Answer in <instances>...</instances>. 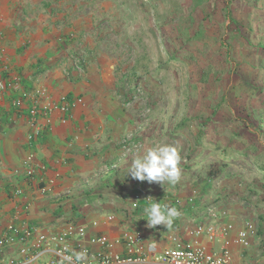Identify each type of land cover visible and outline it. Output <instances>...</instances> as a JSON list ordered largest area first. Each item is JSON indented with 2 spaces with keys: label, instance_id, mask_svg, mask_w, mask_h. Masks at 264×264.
Wrapping results in <instances>:
<instances>
[{
  "label": "crops",
  "instance_id": "crops-1",
  "mask_svg": "<svg viewBox=\"0 0 264 264\" xmlns=\"http://www.w3.org/2000/svg\"><path fill=\"white\" fill-rule=\"evenodd\" d=\"M61 2L57 4L63 6L60 12H51L49 7L43 13L42 9L21 18V27L12 11L0 16V75L6 82L0 90V236L10 224L19 229L41 226L44 231L57 232L71 222L84 226L87 235L111 239L119 237L125 227L139 228L147 239L165 247L167 241L152 231L148 222L135 224L129 218L133 207L121 195L140 184L126 174L132 159L149 148L173 144L146 138H141L136 149L119 144L121 135L134 122L130 112L116 104L114 64L100 54L99 42L90 38L92 33H100L91 27L92 15ZM96 3L98 14H108L106 0ZM75 59L81 60L80 70L74 68ZM36 87L45 90L40 103L50 105V111L46 117L38 115L32 120L31 100L24 98L20 106L13 101ZM62 96L75 101L74 106L63 111ZM77 98L81 102H76ZM34 121L39 132L30 138ZM29 155H33L34 170L26 175L23 163ZM216 207L226 210L228 215L222 221H229L233 228L212 242L201 237L206 249L218 252L226 246L234 263L264 264L261 239L256 235L249 247L238 246L234 242L238 230L234 208ZM110 214L114 219L107 221ZM71 245L74 249L73 241ZM16 247L5 253L6 258L16 260L15 264H48L56 256L52 248L23 256ZM116 251L122 253L120 247Z\"/></svg>",
  "mask_w": 264,
  "mask_h": 264
},
{
  "label": "rangeland",
  "instance_id": "rangeland-1",
  "mask_svg": "<svg viewBox=\"0 0 264 264\" xmlns=\"http://www.w3.org/2000/svg\"><path fill=\"white\" fill-rule=\"evenodd\" d=\"M65 1L75 8L74 11L78 9L82 10L84 15L87 13H89V16L92 14L96 16L99 15L94 11L97 6L86 3L82 6V0ZM102 1L105 2V0ZM121 1L122 0H106V3H104L106 8L105 11L108 10V13H115L116 15L117 10L118 12H122L123 7L121 6ZM143 1L148 2L149 0ZM180 1L187 4L189 0ZM60 2L61 0H0V16L3 18L6 16L7 12L12 11L13 17L15 16V23L18 27H21V18H28L29 15L40 12L42 9L44 10L43 13H47V9L51 7L49 6L51 4L52 8H59V11L63 10L62 5L57 6ZM211 4H215L216 8H218L219 5L222 4V0H210L209 3L206 4V9L209 10L210 6H212ZM236 6L238 7L237 11L233 12V14L241 21L243 20L241 17L243 12L242 6L239 3H237ZM158 10H160V8H158ZM74 11H72V13H74ZM135 11L136 19L140 22V26L143 27L140 28L138 32H135L136 30L134 31L132 27H128L129 25L126 19L121 20L120 23H116L115 19H113L112 22L108 24L106 21L107 19H103V21H96L100 24H98L99 27H101L100 37L98 36L99 34L94 33H92L93 36L90 37L93 42L100 38V54L108 60H112L114 64L113 72L117 80V94L115 95L116 104L125 109L126 112H130L132 121L134 122L129 126L130 129L119 138L121 141V143H119L120 145L124 144L127 149H133L139 147H137L136 144L141 142V138H146L148 140L154 139L157 141L159 134L156 135L154 129L165 127L167 130L172 131L174 125H177L180 120L184 118L197 114L208 115L210 114V109L214 108L213 106L220 105V100L224 97L223 95H225L227 102L234 106L235 110L241 105L246 106L250 103V99L248 95H246V84H252L254 80L257 79V75L247 63H253V57L242 44L233 41L231 57H236L238 61H240V66L236 68V72L231 76L234 64H226L224 62V52L220 53V57L214 56V51L216 50L214 34L217 19H213L212 23L207 22L206 28L202 32L200 31L198 36H195V25L189 27L186 25V21L181 22L176 28L168 32V29L165 28L161 30H158V28L156 29L154 27L155 23L151 19L150 23L153 25V29L150 30V28L146 26L144 20H141L144 17L143 11H140L138 8ZM193 11L192 19H194V23H196L201 16L202 10L196 7ZM79 14L81 13L79 12ZM211 19L212 16L210 20ZM80 20L81 22H85L83 19ZM220 21L224 24L228 22L226 18H221ZM117 24L121 25L116 26ZM142 31L147 32L146 35L142 37L143 45L137 42L131 44L128 42L129 36L131 37L134 33L140 34ZM235 34H240V31L235 30ZM228 38L230 39L231 36L229 35ZM186 40L190 41L189 44ZM204 40L212 50L207 47L205 49L202 48L205 52V56L200 59L201 55H199L198 49L201 47ZM177 51L181 54L179 53L176 60H170L169 56ZM186 52H192V58L188 57V55L185 56L184 54ZM143 54H145L146 57L143 59L139 58ZM82 55L83 53H81V56ZM137 58H139V64H144L145 68L148 69V73L142 74L140 70H138V72H140L138 82L132 80L123 83L121 81L123 80L122 76L127 73V68L129 66H133L134 60H137ZM204 63L210 64V68L217 66L215 70H218V75L212 73V69L208 68L209 66H205ZM204 72L206 73V79L203 81L201 80V74L204 75ZM128 91L132 93L133 99L124 104L123 94L128 93ZM232 94H235V96L232 97ZM227 108L228 107H225V105H222L220 109L221 112L218 113L220 118L221 116H223V118L227 116ZM185 133H178L175 134V136L173 134V136L170 137L171 140L166 139L165 136H161L160 139L168 140L176 147L179 146V148L186 144V148L190 141L187 139ZM184 153L186 154L188 151H184ZM239 165L241 164L236 161V164L231 165L226 170V175L230 173V176L225 177V175H222L213 182L212 190L209 191L203 200L202 206L204 207L207 202L215 206L222 205L223 207L228 206V208L231 206V209H229L232 211L233 207L235 210L232 212V215H235L234 218L235 221H237L236 224L238 228L245 220H249L255 225L257 232L259 226L264 228V201L260 200L259 194L255 196L248 192H243L244 189H246V185L252 181L251 178L253 173H250L242 167H237ZM246 165L252 166L248 163ZM235 175L244 179V183L241 186L236 187L235 182L239 180V177ZM149 184L148 189L143 190L144 192L149 190V193L154 194L159 190V186L156 187L157 184ZM164 185L167 187L165 190L171 189L167 186V183ZM176 185L179 187L178 190L181 193L187 192L186 190L188 188L182 187L180 184ZM254 185L263 195L264 189L262 190V188H259L260 184L257 183ZM150 186L151 188H149ZM221 191H224L227 196L215 199L217 195H221ZM235 192H237V194ZM227 197L229 199H226ZM128 200H130V196ZM182 228L183 227H181L180 230L171 229L170 231L181 233ZM154 231L160 236L167 233L163 232L161 229H155Z\"/></svg>",
  "mask_w": 264,
  "mask_h": 264
},
{
  "label": "trees",
  "instance_id": "trees-1",
  "mask_svg": "<svg viewBox=\"0 0 264 264\" xmlns=\"http://www.w3.org/2000/svg\"><path fill=\"white\" fill-rule=\"evenodd\" d=\"M209 1L210 0H189L187 4H184L185 2L180 0H149L148 2H144L143 0H122V12H118L117 10V15L115 13L111 15V13L108 12V14H99L98 16L92 14L90 20L91 27L98 32H101V27H99L100 24L96 21H103V19H107V24L112 22L113 19H115L116 23H120L121 20L126 19L129 25L128 27H132L134 31L136 30L135 32H138L140 28H143L136 19L135 10L138 8L144 13V17L141 20H144L146 26H148L150 30L153 29V25L150 23L151 19L155 23L154 27L156 29L158 28V30H161L165 28L168 29V32L176 28L181 22L186 21V25L189 27L195 25L196 30L194 34L198 36L199 32H202L206 28L207 22L212 23L213 19H217L214 34V43L216 46V50L214 49V56H219L220 53L224 52V62L226 64H234L231 76L236 72V68L240 66V61H238L236 57H231L233 41L242 44L253 57V63L247 64L255 71L257 79L254 80L252 84H246V95H248L250 99L248 105H241L235 110L234 106L230 105L225 95H223L224 97L220 100V105L213 106L214 108L210 109V114L208 115L197 114L184 118L180 120L177 125H174V130L172 129V131L167 130L165 127H159L158 130L154 129V133L156 135L159 134L157 139H160L161 136H165L166 139L171 140L170 137H172L173 134L175 136V134L186 132L185 134L190 142L186 148V144L184 143V145L179 148L182 175L180 181L176 183L180 184L182 187L188 188L186 190L187 192L181 193L176 184H168L167 186L172 190H165L167 188L165 185L152 182L151 184L153 185L157 184L156 187L159 186L157 192L154 194L151 193L153 195L152 200L146 201L143 198L137 201L136 205L130 209L129 218H132L135 224L138 221L147 223L145 208L156 200L159 201L162 206L167 205L169 207H174L179 211L180 215L175 218L170 228H166L165 225L160 224L155 228H150L152 231L155 229H161L163 232L170 231L171 229L180 230L187 219L195 217L198 212H201L205 206L209 204L207 202L204 207L202 206L203 200L209 191L212 190L213 182L222 175H225V177L230 176V173L226 175V170L231 165L236 164V161L241 164L237 167H242L250 173H253L251 178L252 181L246 185V189H244L243 192H248L255 196L259 194L260 200L264 201V193L262 195L254 185L259 183V188H262V190L264 189V0H222V4L219 5L218 8H216L215 4H211L212 6H210L208 10L206 9V4L209 3ZM86 2L93 6H97V0H82V3ZM237 3H239L243 9L241 15L243 20L241 21L233 14V12L237 11ZM83 5L84 4H82V6ZM196 7L200 8L202 13L197 22L194 23L192 14ZM158 8H160V10H158ZM97 10H99L98 7L94 11L96 12ZM50 11L60 12L61 10L59 11V8L55 9L51 6ZM211 16L212 19L210 20ZM221 18H226L228 20L227 24L222 23L220 21ZM119 25L117 24L116 26ZM235 30H239L240 34H235ZM146 33L147 32L143 31L140 34L134 33L131 37H128V42L130 44L137 42L143 45L142 37L145 36ZM97 34H99L98 36L100 37V33ZM229 35L231 36L230 39L228 38ZM99 41L100 38H98L96 42L98 43ZM186 41H188L189 44L190 41ZM206 47L210 48L208 43L204 40L201 47L198 49V53L201 55L200 59L204 58L205 52L202 48L205 49ZM210 50L212 49L210 48ZM179 53L180 52L177 51L171 54L169 59L172 61L176 60ZM184 55H188V57L191 58L193 56L192 52H186ZM145 57V54H143L139 58L143 59ZM139 58L134 60L133 66L127 68V73L122 76L123 80L121 81L123 83L132 80L138 82L140 72L142 74L148 73V69L145 68V65L139 64ZM79 61L81 60L79 59ZM204 65L210 68V64L204 63ZM215 68H217V66L210 69H212V73L218 75V70H215ZM138 70H140V72H138ZM205 75V72L204 75L201 74V80L204 81L206 79ZM234 96L235 94H232V97ZM132 99L133 95L130 91L123 94L124 104ZM222 105L228 107L226 110L227 116L224 118L223 116H221V118L218 116V113L221 112L220 109ZM136 146H138V144H136ZM133 149H136V147ZM184 151H188V153L185 154ZM247 163L251 164L253 167L246 165ZM235 176L237 177L238 175ZM238 177L239 180L235 182L236 187L244 183V179L240 176ZM148 185H150L148 181H140L138 189H131L129 192L126 191L124 195H121V198L126 200L129 196L131 199L135 193H149V190H147V192L143 191L148 189ZM149 188H151V186ZM192 191H195L196 195L191 200H188ZM235 193L237 194V192ZM224 196H227L226 193L221 191V195H217L215 199ZM177 197H179V201L176 200ZM126 201L130 203V200ZM257 236L261 239L259 247H264V228L262 226H259Z\"/></svg>",
  "mask_w": 264,
  "mask_h": 264
},
{
  "label": "built area",
  "instance_id": "built-area-1",
  "mask_svg": "<svg viewBox=\"0 0 264 264\" xmlns=\"http://www.w3.org/2000/svg\"><path fill=\"white\" fill-rule=\"evenodd\" d=\"M73 64L76 70H80V63L77 59ZM5 87L6 82L0 75V90ZM45 96V90L42 87H36L22 92L21 97L15 99L13 104L20 106L24 98L30 99L32 104L29 107V115L32 120H35L38 115L46 117L50 111V105L40 103ZM61 100L63 111L75 104V101H67L64 96ZM76 102H81V98H77ZM33 127L30 138L39 132V125L36 121L33 122ZM32 156H27L23 163L26 175H31L34 170L31 165ZM195 195L196 192L192 191L188 200L194 198ZM143 198L151 201L153 195L151 193L133 194L130 199L131 207ZM176 200L179 201V197ZM227 215L226 210L219 209L211 203L207 204L195 217L186 220L181 233L163 234L161 237L167 241L168 245L162 248L155 241L147 239L145 233L139 228L125 227L119 237L111 239L106 235H87L84 226L71 222H66L57 232L44 231L41 226L19 229L10 224L7 226V231L0 236V264L16 263L14 258L5 257L7 249L14 245L17 246L18 254L23 256L32 250L52 248L56 256L48 264H65L63 260L65 255L80 252L87 254L86 264H242L233 262L232 253L226 246H222L218 252H211L206 249L200 239L204 237L212 242L224 237L233 228L229 221H222V218ZM113 219L114 216L111 214L106 216L107 221ZM95 224L96 222H93V225ZM256 233L255 225L245 220L238 228L234 242L242 248H247L251 245ZM71 241L74 242V249ZM92 246H99L101 249H93ZM117 247L122 249V253L116 251Z\"/></svg>",
  "mask_w": 264,
  "mask_h": 264
},
{
  "label": "clouds",
  "instance_id": "clouds-1",
  "mask_svg": "<svg viewBox=\"0 0 264 264\" xmlns=\"http://www.w3.org/2000/svg\"><path fill=\"white\" fill-rule=\"evenodd\" d=\"M180 153L175 145L161 144L149 148L146 152L131 160L127 173L132 178L149 183L175 185L181 179ZM148 227L155 228L163 224L170 228L176 217L180 215L174 207L161 205L159 201L152 202L145 208ZM65 264H86L87 254L73 253L63 257Z\"/></svg>",
  "mask_w": 264,
  "mask_h": 264
}]
</instances>
